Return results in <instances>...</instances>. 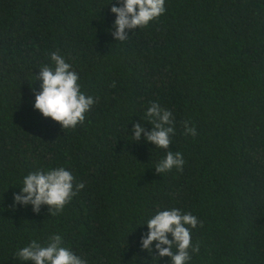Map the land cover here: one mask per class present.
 <instances>
[{
	"label": "trees",
	"instance_id": "16d2710c",
	"mask_svg": "<svg viewBox=\"0 0 264 264\" xmlns=\"http://www.w3.org/2000/svg\"><path fill=\"white\" fill-rule=\"evenodd\" d=\"M113 5L0 0V264H34L15 253L52 234L87 264H171L141 248L166 208L203 222L187 264H264V0H165L124 41ZM52 52L97 101L74 129L34 107ZM153 101L172 113L167 150L132 134L151 129ZM168 150L182 153V171L155 170ZM56 167L84 184L59 213L14 205L24 176Z\"/></svg>",
	"mask_w": 264,
	"mask_h": 264
},
{
	"label": "clouds",
	"instance_id": "9594fccd",
	"mask_svg": "<svg viewBox=\"0 0 264 264\" xmlns=\"http://www.w3.org/2000/svg\"><path fill=\"white\" fill-rule=\"evenodd\" d=\"M119 3L120 6L111 7V12L116 14L112 35L117 41L127 39L125 29L145 27L166 11L165 0H119ZM51 60L54 67L45 65L36 76V80L41 81V90L35 95L34 107L44 116L59 122L63 129H74L78 124H83L85 114L97 101L81 91L79 74L62 55L52 52ZM111 86L115 87V81ZM146 115L152 127L145 131L142 124L136 123L132 129L135 140L139 141L143 133L146 141L159 148L170 149V134L175 131L171 111L153 101ZM184 134L193 137L197 134L188 121H184ZM184 163L182 153L168 150L165 157L156 164L155 170L164 173L175 167L182 171ZM73 180V175L64 167L30 172L24 176L20 192L13 193L14 205L31 204L33 211L39 212L40 205L47 204L50 215H56L84 187L81 182L74 188ZM146 223L148 231L141 235V248L150 254L168 256L171 264H187L191 259L189 249L199 253V244H192L191 229L196 228L198 223L202 227L203 222L198 221L191 212L185 213L178 208L157 210ZM154 241L156 253L153 252ZM15 258L20 261L30 260L34 264H87L85 259L63 245V238L59 234H52L43 244L32 240L15 253Z\"/></svg>",
	"mask_w": 264,
	"mask_h": 264
}]
</instances>
